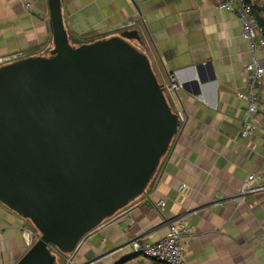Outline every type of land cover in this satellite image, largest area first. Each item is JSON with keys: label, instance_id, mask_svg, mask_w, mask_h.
<instances>
[{"label": "crops", "instance_id": "1", "mask_svg": "<svg viewBox=\"0 0 264 264\" xmlns=\"http://www.w3.org/2000/svg\"><path fill=\"white\" fill-rule=\"evenodd\" d=\"M221 1L61 0L69 37L136 30L139 40L131 42L148 56L159 81L169 85L173 75L177 87L167 94L184 116L145 192L87 234L76 264L89 250L102 256L88 264H163L135 253L131 241L161 239L165 218L177 215L191 230L187 264H264V187L237 196L248 174L264 186V75L250 116L256 130L248 137L240 136L247 102L237 96L245 91L244 67L253 53L264 66V48L252 52L237 15L219 8ZM252 1L261 26L264 0ZM48 17L47 0H0V64L47 54ZM158 199L160 211L151 206ZM27 228L35 229L0 203V264H14L26 251ZM70 257L56 254V262Z\"/></svg>", "mask_w": 264, "mask_h": 264}, {"label": "water", "instance_id": "2", "mask_svg": "<svg viewBox=\"0 0 264 264\" xmlns=\"http://www.w3.org/2000/svg\"><path fill=\"white\" fill-rule=\"evenodd\" d=\"M47 4L49 52L0 64V203L38 232L14 264L74 259L145 192L180 125L136 30L75 44L61 0Z\"/></svg>", "mask_w": 264, "mask_h": 264}, {"label": "built area", "instance_id": "3", "mask_svg": "<svg viewBox=\"0 0 264 264\" xmlns=\"http://www.w3.org/2000/svg\"><path fill=\"white\" fill-rule=\"evenodd\" d=\"M218 7L230 10L237 15L241 24L240 34L249 42L252 52L258 47L264 48V32L258 22L257 14L254 11V2L252 0H223L218 4ZM244 72L246 77L245 91L237 92V96L247 102L248 117L242 122L240 136L248 137L256 130V124L250 116H253L257 112V94L255 92V86L261 83L264 75V66L259 64L254 53L252 54L251 60L245 65ZM176 87L177 84L174 81L173 75H169L168 89L174 90ZM176 112L179 122L182 123L184 116L181 110H176ZM256 178L257 174H248L237 196L242 197L246 193L262 189L264 186L253 184ZM163 205L164 201L162 199L151 202V206L159 211L162 209ZM164 222L167 229L165 236L154 242H140L138 239L132 240L131 245L134 252L163 264H187V241L185 238L189 236L191 230L187 225L185 216L177 215L165 218ZM23 233L26 244L29 247L35 241L37 231L32 228H27L23 230ZM66 263L76 264L71 257L66 259Z\"/></svg>", "mask_w": 264, "mask_h": 264}, {"label": "rangeland", "instance_id": "4", "mask_svg": "<svg viewBox=\"0 0 264 264\" xmlns=\"http://www.w3.org/2000/svg\"><path fill=\"white\" fill-rule=\"evenodd\" d=\"M94 36H79L78 38H73L72 36H70L69 37V39H70V41L72 42H74V43H76V44H79V43H83V42H88V41H92V40H94V38H93ZM75 40V41H74ZM72 42V43H73ZM48 52V51H47ZM46 52V53H47ZM10 60H12V59H14V58H9ZM7 61H9V60H7ZM28 225L30 226V227H34L33 225H32V223L28 220ZM37 236H38V232H37Z\"/></svg>", "mask_w": 264, "mask_h": 264}, {"label": "trees", "instance_id": "5", "mask_svg": "<svg viewBox=\"0 0 264 264\" xmlns=\"http://www.w3.org/2000/svg\"><path fill=\"white\" fill-rule=\"evenodd\" d=\"M262 8L264 9V4L262 5ZM261 27H262L263 32H264V22H261Z\"/></svg>", "mask_w": 264, "mask_h": 264}]
</instances>
